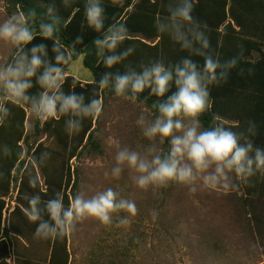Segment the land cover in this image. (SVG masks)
Listing matches in <instances>:
<instances>
[{
  "label": "clouds",
  "instance_id": "clouds-1",
  "mask_svg": "<svg viewBox=\"0 0 264 264\" xmlns=\"http://www.w3.org/2000/svg\"><path fill=\"white\" fill-rule=\"evenodd\" d=\"M193 9V0L169 4V15L158 17L156 27L158 32L168 33L182 50L203 56V68L190 58L167 67L162 61H156L143 66L139 72L131 68L123 74L106 72L99 81L100 89L111 88L116 97L134 104L146 89L150 96L157 98L151 110L144 108L135 121L141 136L149 141L146 147L138 145V150L122 146L114 137L107 141L109 147L116 150L112 177L120 179L127 168L132 173V183L142 191L152 190L154 195L159 189L173 184L187 187L190 193H196L198 188L228 192L238 190L241 183L257 172L264 173V149L255 148L249 139L255 134L254 124H249L246 133L233 131L222 123L214 122L208 128L201 124V115L211 108L209 86L224 79L236 60L221 64L208 53L210 42L202 30L206 25L202 26L194 19ZM85 16L89 27L98 33L104 31V9L100 0H88ZM62 22L63 18L53 5L47 6L42 14H38L36 8H30L26 13L13 12L0 22V44L6 46L11 55L9 62L0 63V125L10 115L9 103L27 106L31 116L41 124L68 116L65 127L70 135L81 130L85 118L96 120L102 114L100 98L93 97L85 102L83 94H66L62 90L67 76L64 66L76 55L74 45L66 51L59 43ZM37 35L56 40L52 48L54 63L48 58L46 44L32 45ZM126 38L124 24H114L102 38L94 41L96 54L103 58L107 68L133 53L132 47L116 53ZM77 42H80L79 38ZM28 45L32 46L29 48ZM34 77L42 90L30 94ZM173 84L176 90L168 94ZM147 99L145 97L143 103ZM165 142L167 149L163 147ZM3 154L11 155L7 145L3 146ZM122 191L107 188L91 197L80 191L69 198L67 207L61 192L43 202V207L39 195H25L29 207L24 212L31 223L38 222L36 238L45 240L63 239L74 234L77 226L88 219L103 227L127 229L138 208L134 200L121 195ZM45 214L49 219H44ZM150 214L153 221L159 215L156 210ZM135 242L139 243V238Z\"/></svg>",
  "mask_w": 264,
  "mask_h": 264
},
{
  "label": "trees",
  "instance_id": "trees-1",
  "mask_svg": "<svg viewBox=\"0 0 264 264\" xmlns=\"http://www.w3.org/2000/svg\"><path fill=\"white\" fill-rule=\"evenodd\" d=\"M6 1L13 8H17L19 11L25 13L30 8H36L37 13L42 14L47 6L53 5L55 7L57 13L63 18L58 33L59 43L63 46V50L66 51L74 45L76 52V55L72 57L70 63L64 66L65 71L72 62L83 55V64L93 75V80L85 84L72 75H68L63 82L62 90L66 94L70 92L83 94L85 96V102H88L93 97L100 98L103 102L107 92L115 95L111 88H99L100 78L106 72L123 74L129 68L139 72L143 66H150L153 63L150 59L153 56L157 58L155 62L162 61L166 67L179 63H171L165 59L161 42L151 47L127 37L117 49H120V47L128 48L139 45L143 49L142 57L139 60L126 58L112 68H107L103 63V58L97 56L94 46V41L102 38L110 26L123 24V18H125L124 23L127 28H136L146 36L162 34L160 32H152V28L157 29L156 21L158 17L164 18L169 15V0H154V3H151L150 0H137L132 10L127 14V17L126 8L130 6L131 0H125L124 5L121 4V0H102L100 3L104 9V31L99 33L89 27L86 21L85 9L88 0ZM207 1L212 7L211 11L207 14V19H201L200 17V11L205 6L206 0H193L194 9L192 15L200 24L206 25V30L212 31L216 35V44L211 55L214 59L220 60V56L218 55L220 51L218 47L220 44V34L217 30L228 17L236 22H239V20L234 13L233 0ZM144 3H149V6H145ZM41 5H44V7H41ZM135 19H139L140 22H138L139 24L137 26H132L131 23ZM78 38L80 42H77ZM41 43L47 45L48 58L54 63L52 48L56 40L42 39L37 35L32 45ZM32 45H28L27 47L30 48ZM117 51L116 53L118 54ZM179 51L182 54L180 60L182 61L184 54L188 50H182L180 48ZM197 66L203 68L204 63H198ZM33 84L34 87L30 90V94H36L42 90L36 83L35 77L33 78ZM175 90V85L173 84L168 94H171ZM209 93L211 108L200 117L201 124L204 128L212 126L214 122L219 123L217 120L219 112L217 110L215 87L209 86ZM145 97H148V99L144 104L151 109L152 103L157 98L150 96L148 89L141 94L138 101L143 103ZM7 107L10 109V115L5 123L0 125V174H2L0 175V264H6L5 259L8 256L9 248L12 246H14V251L17 256V264H69V236L55 240L36 238L35 230L38 222L31 223L25 215L24 209L29 207V202L24 197L25 195H39L42 201L41 206L43 207V202L54 198L57 192H61L64 196V205L65 207L68 206L69 198L74 196V191L78 184L77 174L72 170L70 161L83 154L88 145L95 151L100 152V145L94 140V124L96 120L85 118L82 122L81 130L72 135L66 131L65 127V121L69 118L68 116H60L58 119L53 118L43 124L38 121L35 126L34 136H39L43 132L50 131L58 139L60 148L46 147L44 142L35 141V145L29 147L26 152L25 144H28L30 140V137L26 134L28 107L16 106L11 103L7 104ZM4 145H7L11 149L10 156H4ZM165 146L168 148L167 142H165ZM36 167H39L44 175V189L41 188V184L36 179V176L35 179L31 177L32 174H36ZM17 173H23L18 205L11 215L9 226L7 229H4L2 212L5 207V201L1 197L7 195L11 191L12 185L18 182L20 176L16 178V175L18 176ZM44 219H49V217L45 214ZM39 247L42 248L43 252H39Z\"/></svg>",
  "mask_w": 264,
  "mask_h": 264
},
{
  "label": "rangeland",
  "instance_id": "rangeland-1",
  "mask_svg": "<svg viewBox=\"0 0 264 264\" xmlns=\"http://www.w3.org/2000/svg\"><path fill=\"white\" fill-rule=\"evenodd\" d=\"M13 12L19 10L13 8L6 0H0V22ZM10 58L9 49L0 44V63L9 62ZM69 71L83 79L93 76L91 71L85 68L82 58L72 62ZM144 108L150 109L140 101L134 104L107 92L103 100L102 114L94 124V140L100 145V152L88 145L83 154L70 161L72 170L77 174L78 184L74 196L80 191H83L86 197H91L107 188L123 189L121 195L135 201L138 213L132 218L133 222L127 229L103 227L92 219L79 224L78 230L68 235L69 264L218 262L216 224L203 223V219L208 217H213L215 221L217 191L198 188L196 193H190L187 187L173 184L166 189H159L154 195L152 190L145 192L138 189L132 183V173L127 168L118 180L111 175V169L115 166L116 150L109 147V137H114L122 146L133 149H138V145L146 147L149 144V141L141 136L135 123ZM37 122L28 111L26 134L30 140L25 144V151L35 145V141L44 142L46 147L60 148L58 139L50 131L34 136ZM163 147L167 149L165 144ZM21 174L16 175V178ZM35 176L44 189L45 178L39 167H36V174H32V179H35ZM152 210L159 213L155 221L150 214ZM3 228L7 229V224ZM136 238H139V243L135 242ZM41 251L42 248L39 247V252Z\"/></svg>",
  "mask_w": 264,
  "mask_h": 264
},
{
  "label": "crops",
  "instance_id": "crops-1",
  "mask_svg": "<svg viewBox=\"0 0 264 264\" xmlns=\"http://www.w3.org/2000/svg\"><path fill=\"white\" fill-rule=\"evenodd\" d=\"M124 2L125 0H121L122 5ZM177 2L178 0H169L168 5H175ZM136 3L137 0H131L130 6L126 8V17ZM144 5L149 6V3ZM211 9L206 0L200 11L201 19H207ZM233 9L239 22L228 17L217 30L220 34L219 62L225 64L236 60L235 66L227 71L224 79L210 85L215 87L217 96V120L233 131L245 133L249 124H254L255 134L249 136V139L255 148L264 149V0H233ZM124 20L125 18L122 20L125 26ZM132 22V26H137L140 20ZM125 27L129 39L151 47L161 42L165 59L171 63L180 62L181 45L168 33L146 36L136 28ZM206 29L202 27L210 42L207 51L211 54L217 37ZM152 32L158 31L153 27ZM131 47L134 51L127 58L139 60L143 53L142 47ZM126 49L127 47H120L116 50L119 54ZM186 52L184 58L192 59L197 65L205 63L203 56ZM79 58L83 59V55ZM150 59L152 62L157 60L155 56ZM70 65L65 71L67 76L72 75L83 84L93 80V76L83 79L70 73ZM216 197L215 221L213 217H208L203 219V223L216 224L219 248L217 264H264V173L257 172L247 182L241 183L238 190L217 191Z\"/></svg>",
  "mask_w": 264,
  "mask_h": 264
},
{
  "label": "built area",
  "instance_id": "built-area-1",
  "mask_svg": "<svg viewBox=\"0 0 264 264\" xmlns=\"http://www.w3.org/2000/svg\"><path fill=\"white\" fill-rule=\"evenodd\" d=\"M21 181H22V174L20 175L18 182L12 185L11 191L7 195L1 197V199L5 201V207L2 212L3 227H5V224H7V227L9 226L11 215L15 211L18 205V196H19ZM5 262L6 264H17V256L14 251V246L9 248V253L5 259Z\"/></svg>",
  "mask_w": 264,
  "mask_h": 264
}]
</instances>
